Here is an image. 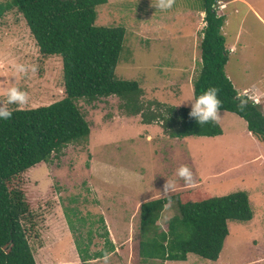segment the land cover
<instances>
[{"label": "rangeland", "instance_id": "374dc122", "mask_svg": "<svg viewBox=\"0 0 264 264\" xmlns=\"http://www.w3.org/2000/svg\"><path fill=\"white\" fill-rule=\"evenodd\" d=\"M7 1L0 0V4ZM156 2L107 0L96 7L94 25L123 28L114 76L137 83L142 91L138 102L145 112L166 116L167 107L191 109L194 102L191 84L199 70L204 22L201 0H175L167 11L156 8ZM237 2L217 0L213 5L216 15L224 16L221 33L225 45L236 43L224 73L236 93L251 85L262 92L264 25L251 11L242 17L246 6ZM246 2L264 19V0ZM184 12L189 13L188 18ZM16 64L38 65V72L17 74ZM10 86L27 92L29 104L23 108L8 105L9 110L44 106L63 97L60 59L38 54L14 9L0 17V103L6 100L5 89ZM238 95L248 102L247 97L255 98L248 92ZM255 99L264 103V95ZM74 104L88 124L85 140L66 145L58 155L23 172L9 185L22 191L27 204L30 217L22 226L36 264H45L43 258H49L51 264H75L76 247L86 248L91 255L106 247V238L120 254L114 248L107 250L109 264H162L137 256L141 239L137 206L151 195L163 198L160 192L170 179L176 182L170 195L180 193L181 202L246 192L251 219L226 222L227 235L214 264H264V164L260 158L251 161L257 154L264 156V147L257 149L240 118L220 112V136L177 139L168 137L160 119L143 123L139 114L128 113L115 96L93 102L77 99ZM181 165L191 169L195 187H186L176 176ZM176 212L175 201L171 207H163L156 221L160 231L166 230L167 220ZM123 238L129 243L123 244ZM90 260L93 262L85 263L103 264L102 258ZM163 264L205 261L187 255L184 262Z\"/></svg>", "mask_w": 264, "mask_h": 264}, {"label": "trees", "instance_id": "16d2710c", "mask_svg": "<svg viewBox=\"0 0 264 264\" xmlns=\"http://www.w3.org/2000/svg\"><path fill=\"white\" fill-rule=\"evenodd\" d=\"M216 1L201 0L204 27L199 43V70L191 84L192 98L209 87L220 88V111L241 118L246 130L264 142V113L250 102L240 111L238 95L224 74L228 51L221 33L224 16L213 10ZM105 3L106 0H8L0 4V17L10 9L21 16L38 54L60 59L63 89V97L57 101L35 108L10 109L11 119H0V264H35L22 226L30 213L22 191L9 185L23 172L58 155L66 145L85 140L88 124L75 100L93 102L115 96L123 101L128 113L139 114L143 123L160 119L169 138L221 134L217 123L198 125L188 115L191 109L185 107H167L166 116L142 109L138 102L142 91L137 83L114 76L123 28L94 25L95 9ZM171 199L177 212L167 220L165 231L156 225L167 203L165 197L138 205L140 258L183 262L190 254L214 262L227 235L226 222L251 219L244 191L194 202H181L178 194L171 195ZM67 223L70 225L68 219ZM103 237H107L106 233ZM104 245L91 255L77 245V256L83 262L102 258L107 250H113L107 238Z\"/></svg>", "mask_w": 264, "mask_h": 264}, {"label": "clouds", "instance_id": "9594fccd", "mask_svg": "<svg viewBox=\"0 0 264 264\" xmlns=\"http://www.w3.org/2000/svg\"><path fill=\"white\" fill-rule=\"evenodd\" d=\"M175 4V0H157L155 7L161 11L170 10ZM15 71L17 74L27 75L31 72L35 75L38 72V65H23L16 64ZM221 89L218 87H209L205 90L200 96L194 99V102H191V110L188 113L190 118L196 120L198 125H204L209 122L217 123L221 118L220 109L223 107V102L218 98V94ZM6 100L0 103V119L9 120L12 117V111L9 110L8 105H17L20 108L29 104V95L25 91H21L16 86H10L5 89ZM239 103L237 108L240 111H243L247 106L248 101L243 97L238 96L236 98ZM251 103V102H250ZM259 105L257 100L256 104ZM176 176L184 181L186 187H195L196 181L194 180L193 173L187 165H181L176 170ZM176 189L175 180H166L163 185L161 196L167 199L165 207H171L173 201L171 199V193ZM110 253L105 252L102 260L103 264H109Z\"/></svg>", "mask_w": 264, "mask_h": 264}, {"label": "crops", "instance_id": "0c3cea01", "mask_svg": "<svg viewBox=\"0 0 264 264\" xmlns=\"http://www.w3.org/2000/svg\"><path fill=\"white\" fill-rule=\"evenodd\" d=\"M107 1V0H106ZM237 1H239L240 2V4L241 5H243V6H246V11H245V13L243 14V16L242 17H244L245 15H247L248 13H250V11L252 12V16H253V18H255V20L257 19V20H259L263 25H264V19L262 18V16L260 15V14H258L251 6H250V4L248 3V2H246V0H229V2L230 3H238ZM225 4V3H224ZM226 5H227V3H226ZM226 5H225V7H221L222 9H224V8H226ZM100 6V5H99ZM200 14H201V12H200ZM251 14V13H250ZM184 17H189V13L188 12H184V15H183ZM95 17H96V13H95ZM95 21V20H94ZM224 22H225V20H224ZM154 23V22H153ZM156 28H154V30H155ZM222 29V28H221ZM140 31V30H139ZM222 32V31H221ZM142 33H146V32H142ZM142 33L140 34V37H142ZM222 35H224L223 33H222ZM237 35V33L235 34V36ZM235 40H233L232 41V43L230 44V45H225V48H226V50L228 51V55L230 54V53H234L235 52V48H236V46H235ZM228 59V58H227ZM225 74V73H224ZM226 76V75H225ZM228 79V78H227ZM235 90V89H234ZM244 92H248V93H251V94H253L254 96H255V98H259L260 97V95H264V88H262V92H259L258 91V89L256 88V87H254L253 85H251L250 86V88H247V89H245V90H242L240 93H244ZM240 93H236L237 95L238 94H240ZM239 96V95H238ZM259 105H260V107H261V111L264 113V103H262V102H259ZM220 112H224V111H220ZM226 113H228V112H226ZM229 114H231V113H229ZM233 115V114H232ZM235 116V115H234ZM239 118V117H238ZM241 119V118H240ZM242 120V119H241ZM243 121V120H242ZM242 124H244V129H245V132H246V135L254 142V144L257 146V149H259L260 147H264V142H259V141H257L247 130H246V125H245V122L243 121V123ZM218 136H220V135H218ZM258 158V159H257ZM259 158L261 159V161H262V164H264V156L263 155H261V154H257V156L255 157V158H253V159H251V161H255L256 159L257 160H259ZM174 192V191H173ZM246 193V192H245ZM173 194H178V193H173ZM172 194V195H173ZM180 194V193H179ZM179 194H178V197H179V200L181 199V196H179ZM158 195V194H157ZM157 195H151V197L150 198H148V199H146L145 201H150V200H154V199H156L155 198V196H157ZM248 197V196H247ZM159 198V197H158ZM209 198V197H208ZM205 199V198H204ZM144 201V202H145ZM181 201V200H180ZM191 202H194V201H191ZM140 203H142V202H140ZM139 203V204H140ZM138 204V205H139ZM165 206V205H164ZM137 210H138V206H137ZM112 235H114V233L112 234ZM111 236V232H110V235L108 236V237H110ZM111 237H113V236H111ZM110 237V238H111ZM123 244H125L126 242L127 243H129V240H128V238L127 239H125V238H123ZM111 244H113V243H111ZM113 246V245H112ZM114 248V247H113ZM117 248H114V251L113 252H115L118 256H120V254L118 253V251L116 250ZM74 251V250H73ZM220 253V252H219ZM127 254H128V252H127ZM188 255H190V254H188ZM219 255V254H218ZM75 258H76V262H75V264H81V261H79V259H78V256H77V254L75 253ZM137 256H138V252H137ZM187 257V256H186ZM218 258V257H217ZM99 259V258H98ZM101 259V258H100ZM43 260V263H45V264H51L50 263V261H49V258H43L42 259ZM93 260H95L96 261V259H93ZM217 260V259H216ZM215 260V261H216ZM92 260H88V261H85V262H87V263H89V262H91ZM155 261V260H154ZM156 261H160V260H156ZM205 261V264H214L215 263V261L214 262H211V261H208V260H204ZM85 262H83L84 264H87V263H85ZM93 262V261H92ZM162 264L163 263H165V262H168V261H160ZM184 262V261H183ZM34 263L36 264V262L34 261ZM71 263H73L74 264V262H71Z\"/></svg>", "mask_w": 264, "mask_h": 264}, {"label": "built area", "instance_id": "2783aa9c", "mask_svg": "<svg viewBox=\"0 0 264 264\" xmlns=\"http://www.w3.org/2000/svg\"><path fill=\"white\" fill-rule=\"evenodd\" d=\"M243 95H245V94H243ZM245 96H247V95H245ZM247 98L251 100L252 104H256L257 103V100L255 98H253V97H247Z\"/></svg>", "mask_w": 264, "mask_h": 264}]
</instances>
